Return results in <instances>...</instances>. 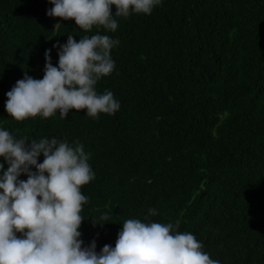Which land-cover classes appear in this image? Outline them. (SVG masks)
I'll use <instances>...</instances> for the list:
<instances>
[{"label": "trees", "instance_id": "trees-1", "mask_svg": "<svg viewBox=\"0 0 264 264\" xmlns=\"http://www.w3.org/2000/svg\"><path fill=\"white\" fill-rule=\"evenodd\" d=\"M52 7L0 0V129L83 144L95 178L81 189L82 246L115 247L130 218L179 220L219 264H264V0H161L150 15L117 18L115 32L100 30L119 45L96 91H112L119 110L16 122L6 93L25 73L43 78L46 50L57 66L53 45L67 35L97 32L47 16Z\"/></svg>", "mask_w": 264, "mask_h": 264}, {"label": "clouds", "instance_id": "clouds-1", "mask_svg": "<svg viewBox=\"0 0 264 264\" xmlns=\"http://www.w3.org/2000/svg\"><path fill=\"white\" fill-rule=\"evenodd\" d=\"M53 7L47 16L74 21L84 33L96 34L74 39L67 35L59 48L58 65L44 54L42 79L26 73L6 93L5 112L16 122L59 112L64 119L70 111L86 112L96 119L114 115L120 103L110 90L96 91L97 83L112 74L115 62L110 53L118 39L100 34L115 32L117 18L150 15L161 0H48ZM113 8L115 12L113 13ZM58 22L55 26H59ZM43 162L38 163V157ZM0 264H219L203 250L190 232H180V221L161 223L130 218L123 222L115 247L104 245L99 253L93 241L83 247L79 228L88 197L82 187L94 178L90 154L83 144L56 138H16L0 129ZM35 169V171H32ZM27 176L26 181L18 179ZM149 216L157 214L148 210ZM109 214L94 225L103 226Z\"/></svg>", "mask_w": 264, "mask_h": 264}]
</instances>
